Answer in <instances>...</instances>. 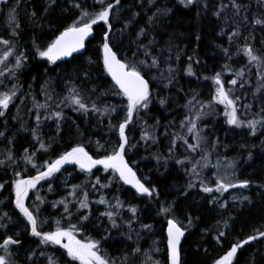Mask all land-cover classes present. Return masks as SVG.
Returning a JSON list of instances; mask_svg holds the SVG:
<instances>
[{
	"label": "trees",
	"instance_id": "1",
	"mask_svg": "<svg viewBox=\"0 0 264 264\" xmlns=\"http://www.w3.org/2000/svg\"><path fill=\"white\" fill-rule=\"evenodd\" d=\"M20 1L22 6L17 9L21 25L19 45L28 55V60L21 68L18 77L10 82V88L14 83H18L21 86L18 95L25 99L23 103L17 99L14 105L9 106L5 117H0V131L5 132V137H0V160L6 161V165H11L13 162L7 161V155L11 153L17 165L15 171L21 172L22 176L27 178L36 175V169L32 168L31 164H25L21 159L25 148L29 150V153L36 152L34 162L39 165L46 160H55L60 154L78 143H83L94 158H99L104 154V150H97L96 141L105 145L110 152L118 139L117 134L109 130L107 119H104L103 123H98L95 115L89 114L85 117L73 111L72 107L65 106V104H70V101H65L60 105L66 119L60 122L59 132H57L55 119H43L45 115L60 110L56 108V104L69 95V88L76 86L81 96L89 103L96 100L97 103L118 105L123 98L109 93L97 100L100 93L114 89V84L103 67V53L100 49L102 25L94 27L95 38L86 42L83 54L73 55L70 59L57 61V64L53 65L34 55L33 39L41 46L50 43L55 35L59 34L52 29L63 30L75 18V12L63 11V0H58V5L50 10L47 19H41L38 24H34L30 21L28 14L38 9L40 15L43 16L46 0ZM88 2L90 3L91 0ZM207 2L209 7L204 10L202 4L184 8L177 4L176 0H159L161 6L172 7L173 12L168 18L163 19V25L160 20H157L154 25L149 26L148 17L153 14L155 8L150 9L147 0H143V3L141 0H122V5L118 7L111 21L114 26L112 43L116 45L114 51L117 52L118 58L129 61L145 58L142 52L133 57V53L137 51V46L133 41L141 27L147 28L149 33L147 38H140L142 43L147 44L148 39L155 37L157 43L153 54H158L161 47L166 48L171 44L174 60L175 49L178 47L181 50L180 60L178 63H173V66L178 69L177 87L183 91L178 94L176 87L164 89L162 83L157 84L151 76H146V79L151 81L152 102L147 110H142L139 116H134L133 123L126 129V135L131 143L136 144V147L129 150L125 158L146 186L156 187L159 196L151 198L136 195L132 186L124 184L118 177L114 178L111 172L105 173L100 167H98L99 171L93 169L94 176L90 178L91 182L94 183L95 176H99L102 183H108V179H111L112 186L95 191L88 186L87 173L81 172L75 165H66L61 172L55 174L51 181H41L36 190L29 192L26 205L33 207L36 204L40 205L39 221L43 231L55 230L57 220L60 221L61 227H67L69 223L78 225L80 215L87 213L86 209L78 211L77 200L68 196L71 185L74 184L86 185L90 201H97L103 195L112 203H115L114 197H118L124 203L125 207L120 210V217L117 218V223L120 224L119 229L111 228L107 218L100 217V213L106 211V206L93 202L90 205L89 220L85 222L87 227L76 233L77 239L100 241L102 252L108 257L117 259V264H150L149 257L143 254V251L153 238H159L164 248L157 264H167L164 241L166 218L159 213L161 205L174 204L175 217L184 221L185 225L187 214H190L193 219V225L188 228L185 237L181 240V264H213V260L222 256L232 244L243 241L249 235H254L256 229L264 231V144H262L264 135L261 134L264 133V127L257 125L256 135L253 136L250 134V129L246 127L236 128L227 125L223 115V105H214V114L198 121L199 128L203 129V134L208 138L206 147L210 153L208 157L210 164L207 168L200 170L201 178L210 186H214L216 173L219 174L220 170H225L227 174L229 171L235 173L232 177L234 181H250L249 187L242 188V190L246 191L251 203H244L240 206L228 204L225 209L218 205L214 206L209 203V195L200 192L199 187L191 189L187 197L182 195L189 180L192 179L185 171V168H191V164L181 166L176 163V160H183L187 157L195 162L201 160L205 153L199 150L189 152L183 139H176V146L171 153L169 152L174 136L183 137L189 143H196L193 134L188 133L187 126L182 128L180 125L185 115L189 114L184 105L193 92L198 93V99L205 103L210 101L214 94L213 81L205 80L203 77H212L215 73L221 72L225 64L229 65L231 73L238 68L245 67L246 58L239 53L236 55L238 45L233 48L229 44L228 34L237 28H240V31L247 30L245 35H240L238 39L240 44H244L245 37L251 33L254 39H249L248 42L258 50V54L264 55V46L260 45V42L264 41V26L252 24L253 17H260L258 14H262V11L256 7L257 0H242L243 3L249 5L246 13L242 10L239 16L234 17V12L229 7L220 18L213 15V12L216 11L221 0H207ZM223 2L228 3V0H223ZM135 12H139L140 15L133 17L132 14ZM245 14L248 17V24L241 21V17ZM129 20L132 21L131 24L121 32L120 30ZM197 36L200 37L199 40L196 39ZM223 48L229 49L230 59L225 56ZM164 55L166 56L167 53ZM188 56H194L200 61L199 65H194L197 76H187L182 71L186 67ZM253 63L245 70V79L248 81L245 88L241 89L239 84L234 88V95L241 97L237 104L238 117L244 121L260 120L264 116V113H261V107L264 106V99H262L264 89L260 92L256 91L261 82L256 75L257 65ZM164 67L165 65L161 63V69ZM260 71L264 72V69ZM231 73L224 69L222 78L225 81L233 78ZM30 75L35 79L31 80ZM152 75L158 76V70L152 69ZM45 81H48V84H45ZM232 87L226 84V88ZM42 88L47 89L52 96L51 100H47L50 107L47 110L44 109L45 114L43 109L34 107V99L36 103H46ZM161 97L168 98V102L163 106L159 103ZM123 102L126 103V101ZM244 104H250L251 107L245 109L242 107ZM196 111V108L192 109L193 118ZM37 112L41 114L38 134L43 141L51 145L44 154L36 151L39 144L32 136V129L36 128L35 114ZM123 116V111H120L113 117L112 123L118 124ZM157 121L159 124L156 123ZM142 130H147L155 136L156 142L141 140ZM217 138H219L220 145L212 149L211 144ZM241 145L247 147L242 148ZM249 153H251V159H249ZM230 162L235 165L232 169L227 167ZM14 178L13 167L0 165V183L5 184V190L0 191V202H2L0 203V214L7 212L12 218V223L7 229H0V241L5 234H8L22 242V246H12L16 253L12 257L15 264H31L26 259V255L33 249L37 252L35 257L37 264H46L45 257L39 256L41 249H44L47 255L55 254L59 258L58 264H77L63 254L64 251L60 248L53 245L37 247L36 237L30 235L29 238L25 230L27 221L15 208L12 202L14 199L12 190L8 187ZM49 183H51L52 191H49ZM37 195L43 198V203L36 200ZM66 196L70 201L68 207L72 213L71 217L64 212L63 205L52 207L53 202L60 201ZM219 198L221 199L222 196ZM129 206L137 208L135 217L128 211ZM129 219L132 220L131 229L126 223ZM224 220L229 221L230 227L223 229L226 235L222 238V243H217L214 239L216 232L208 230L213 229L217 221H221L222 227ZM144 225L151 227L145 228ZM105 229L109 231L106 232ZM16 233H19L18 237L15 236ZM106 235L108 238L102 239ZM136 248L140 249L138 253H134ZM233 264H264V237L250 241L249 244L238 249Z\"/></svg>",
	"mask_w": 264,
	"mask_h": 264
},
{
	"label": "snow or ice",
	"instance_id": "2",
	"mask_svg": "<svg viewBox=\"0 0 264 264\" xmlns=\"http://www.w3.org/2000/svg\"><path fill=\"white\" fill-rule=\"evenodd\" d=\"M143 3V0H141ZM64 9L63 11L73 13L75 12V18L72 22L68 24L63 30L59 28H53L54 32H58L55 38L51 40L50 43L46 45H39L36 40L33 39V47L35 49L34 55L38 56L42 60H46L48 63L56 65L57 61L64 60L65 58L73 57L74 53H79L82 49L86 48V41L89 38L94 37V27L97 25L103 26V32L101 37L100 49L103 53V67L108 76L111 77L112 82H114V89H109L108 92H102L97 97V100L102 96H107L109 93L115 96L122 97V102L118 105L107 104V103H97L96 100L86 102L84 97L81 96L76 86L68 89L69 95L65 96L63 100L56 104V108L60 109L51 112L49 115L43 117L44 120L55 119L57 122V132L60 131V122L66 119V116L61 109V103L65 101H70V104H65V106L72 107V110L87 117L89 114L97 116V122L103 123L104 119L108 121V128L114 131L118 139L115 145L111 148L109 152L105 145L100 144L96 141L97 150H104V154L99 158H94L92 154L86 150L83 143H78L71 147L70 150L60 154L55 160H46L42 164L35 163L36 152L29 153L27 148L24 149V156L21 157L25 164H31L32 168L36 169V175L29 176L27 178L22 176V173L15 171L16 162L14 156L9 153L7 155V161H12L11 165H6V161L0 160V165L11 166L14 170V179L8 187L11 188L13 194V203L16 209H18L19 214L27 221L25 225V230L32 237L38 239L37 247L40 245H53L59 246L60 249L64 250L63 254H66L71 261H78L79 264H117V259L108 257L104 254L100 248V241L88 239L87 241L77 239L76 233L83 228H86V221L89 220L91 213V203H97L106 206V211L100 213V217H106L110 223L111 228L119 229L120 224L117 223V218L120 217V210H122L125 205L118 198L114 197L115 203L107 200L103 195L97 201H90L89 194L86 190V185H71V191L68 196H71L77 200L78 211L88 210L87 213H82L80 215L79 224L69 223L67 227H61L60 221L57 220V227L54 231H43L41 229V224L39 221V211L40 205L36 204L34 207L26 205V201L29 198V192L37 189V185L41 181H51L56 173L61 172V169L65 165L72 164L77 165L81 172L88 174V186L93 190L99 191L100 189L110 188L112 186V180L108 179V183H102L101 177L95 176V182H91V177L94 176L93 169L100 168L103 169L105 173L111 172L113 177H118L119 180L123 181L124 184L131 185L135 189V194L140 196H147L151 198H157L159 192L154 186H146L140 178L137 177L136 172L130 166L128 160H126L127 152L136 147V144L131 143L128 135H126V129L130 124L133 123L134 116H139L142 110H147L150 103L152 102V90L151 81L146 79V76H151L152 80L157 81V84L163 85L164 89L176 87L177 93L179 94L183 89L177 87V75L178 69L173 66V63H178L180 60L181 50L177 47L175 49V57L173 60V46L169 44L166 48L161 47L158 54L154 53V46L156 45L155 37L148 39V43L144 44L141 42L140 38H147L149 33L148 29L141 27L136 34V39L133 43L137 46V51L133 53L135 57L138 53L142 52L145 57L140 60L129 61L127 59L118 58L117 52L114 51L116 47L112 43V35L114 31V26L112 24V18L116 13L118 7L122 5V0H63ZM176 3L183 6L184 8H189L194 5H203L204 10H207L209 5L207 0H176ZM8 0H0V5H7ZM149 8H155V11L151 16L148 17V24L152 26L157 20H160L161 25H163V19L168 18L172 12V7L168 5L161 6L159 0H147ZM257 4H264V0H257ZM58 5V0H46L43 8V16L40 15L39 10H34L28 14L30 21L34 24H38L41 19H47L50 10L54 6ZM20 7V0H16L14 6L9 8V38H4L0 36V45H3V51L0 52V65L7 66V63L14 60L12 68H7V72L12 79H16V71L23 67V65L28 60V55L25 51H19V39L21 25L18 20L17 9ZM231 7L234 12V17L239 16L243 10L247 12L249 5L242 2V0H228V3H224L223 0L219 3L216 11L213 12L217 18L221 17V14ZM199 14V13H198ZM133 17L140 15L139 12L132 14ZM241 21L244 24H248V17L245 14L241 17ZM131 20L124 24V28L120 31L123 32L131 24ZM252 24L264 26V18L253 17ZM51 27V24H50ZM223 35V31L221 32ZM241 32L239 28L231 31L228 34V42L231 45L234 41L239 38ZM197 40L200 39L199 36L196 37ZM249 39H254L251 33L248 37H245V43L242 47L238 48V52H243L244 56L247 57L248 63L245 67L236 70L231 73L229 65L225 64L221 72L215 73L212 77L204 76L203 79H211L215 85L214 94L212 98L207 103L200 101L198 99L199 94L193 92L190 99L186 100L184 107L188 109V115H185L184 120L181 121V127L187 126V131L193 134V139L196 143H189L187 139L179 136H174L173 144L169 148V152L176 146V139H183L184 144L187 146L189 152L202 151L205 154L201 157V160L193 162L187 157L183 160H176V163L185 166L186 164H191V168H185V171L189 174L192 179L189 180L186 185L185 190L182 195L187 197L191 189L199 187V191L208 194L210 199L209 203L212 205H218L220 208L225 209L228 207V202L221 200L219 197L213 195L214 193H219L220 196L224 192H227L230 188H248L250 181H234L235 173L225 175H218L214 181V186H210L201 178V169L207 168L210 164L209 155L206 145L208 144V138L203 134V129L199 128L198 121H201L203 117L212 115L215 112L214 105H223L225 116V122L229 126H234L236 128H248L250 129V134L255 136L257 132V125L264 127V116L260 120H248L244 121L238 117L237 104L241 100L240 96L234 95V88L239 84L241 89L245 88L248 81L245 79L246 69L248 65L253 62L257 65L256 75L260 79V85L257 87L256 91L260 92L264 89V72L260 69H264V55L258 54V50L254 49L253 45L249 43ZM223 52L226 57L231 58L228 48H223ZM164 53H167L165 56ZM161 63L165 65L161 69ZM200 61L195 59L194 56H188L186 61V67L182 70L187 76H197L194 70V65H199ZM152 69H156L159 75H152ZM228 70L233 78L225 81L223 77V70ZM5 71L0 70V77L5 76ZM85 76L87 74L85 73ZM199 78V77H197ZM35 79V77H33ZM48 84V81L44 82ZM226 84L232 85V88H226ZM0 85L7 88L4 80H0ZM21 86L18 83H14L11 88L6 91H0V117H5L6 112L9 111V106L14 105L17 99L21 103L24 102L25 97L18 95ZM46 96V103L39 104L35 102L34 107L36 109L47 110L50 105L47 100H51L52 96L48 93L47 89L42 88ZM95 91V89H92ZM264 99V95H262ZM123 101H126L124 103ZM168 102V98L161 97L159 103L161 106ZM243 108L249 109L250 104L242 105ZM196 108L197 111L192 116V109ZM206 109V110H205ZM31 111V109H29ZM120 111H123L124 116L121 122L118 124H113L112 119L114 116L118 115ZM261 113H264V106L261 107ZM260 115V113H257ZM36 128L32 129V136L39 144V148L36 151L47 152L51 147L50 144L42 140L41 136L38 134V128L41 123V114L37 112L35 114ZM159 124V121L156 122ZM7 124L5 122V128ZM155 127V126H153ZM206 127V125H205ZM264 135V133H261ZM83 135V133H80ZM0 137H5V132L0 131ZM141 140H151L153 143L156 142V137L151 135L147 130H142ZM11 143V141H9ZM91 143V141H89ZM264 144V142H262ZM220 145L219 138L216 139L214 143L211 144V148L215 149ZM242 148L247 147L246 145H241ZM159 159V157H157ZM249 159H251V153H249ZM203 161V162H201ZM100 166V168H98ZM228 168L232 169L235 167L234 163H229ZM147 180V178H145ZM5 190V184L0 183V191ZM49 191H52L51 183H49ZM36 200L43 203V198L39 195L36 196ZM236 197H233V201ZM245 202L251 203L250 197L243 196L240 199V204L243 205ZM2 203V202H0ZM70 201L68 197H64L60 201L53 202L52 207H57L58 205L64 206V212L68 214L69 217L72 216L68 204ZM128 211L132 213L135 217L137 214V208L129 206ZM159 213L163 214L166 218V231H167V252L169 264H181L180 253H181V240L185 237V233L193 225V219L190 214L186 215L187 224L184 221L177 219L174 215V204H169L167 206L161 205ZM99 219V218H98ZM199 219V218H197ZM12 223V218L7 212L0 214V229H7L9 224ZM129 229L132 226V220L129 219L127 222ZM145 228H150V225H144ZM230 227L229 221L224 220L217 221V225L213 229L216 235L214 239L217 243H222V238L225 237L226 233L223 229H228ZM106 232L109 229H105ZM15 236H19L16 233ZM264 237V231L259 229L255 230L254 235H249L243 241H238L231 245V247L224 252V254L217 259L213 260V264H233L234 258L236 257L238 249H241L244 245L249 244L250 241H254ZM108 236L102 237V239H107ZM129 239L131 237L129 236ZM19 245L22 246V242L18 238H14L13 235H4L2 241H0V264H15L13 257L12 246ZM139 248L134 249V253H138ZM205 251H207L205 249ZM62 254V255H63ZM37 256L36 250H30L26 259L31 262V264H37L35 257ZM39 256L45 257L46 264H58V257L53 255H47L44 249H41ZM127 260V257H125Z\"/></svg>",
	"mask_w": 264,
	"mask_h": 264
},
{
	"label": "rangeland",
	"instance_id": "3",
	"mask_svg": "<svg viewBox=\"0 0 264 264\" xmlns=\"http://www.w3.org/2000/svg\"><path fill=\"white\" fill-rule=\"evenodd\" d=\"M15 3H16V0H8L7 5H0V36H3L4 38H9V15H8V13H9V8L14 6ZM21 4L22 3L20 1V6H22ZM256 7H258L260 9L259 11H262V14H258V15H260L261 18H264V5L256 4ZM239 30H240V28H239ZM240 32L242 35H245V33H247V30L240 31ZM239 38H237L234 41V43H232L231 45L233 46V48H235V46L238 45V47L236 48V55L239 53L241 56L246 58V61H245L246 63L244 62V64L246 65L248 63L247 57L244 56L243 52H238V50H237L238 48H240L244 45L243 43L240 44V42L238 41ZM260 45L264 46V41H261ZM21 48H19L18 50L24 51ZM2 51H3V45H0V52H2ZM36 57H38V56H36ZM13 63H14V60L10 59V62L7 63V66L0 65V70H4L6 73L4 77H0V80H4L5 84L7 85V88H5L3 85H0V91H6L7 89H9L10 84H11L10 82H13L15 80V79L10 78V76L7 72V68H12ZM253 64L254 63H252L251 65H248V68H250ZM21 68L18 70H15L16 71V77H18V75L20 74ZM30 79L31 80L33 79L32 75H30ZM43 113L45 114L44 109H43ZM44 153L45 152L41 151V154H44ZM229 173H230V171H229ZM217 174L218 173H216V175ZM225 174H227V171L225 172V170H220L218 175H225ZM216 178H215V180H216ZM213 195H215L217 197L220 196L219 193H214ZM243 196H248V194L246 193V191H243L242 188H230L227 192L223 193L221 200L227 201L228 204H230L231 206H240L241 205L240 199ZM233 197H236L235 201H233ZM245 203H248V202H245ZM84 241H87V240H84ZM163 249L164 248H163V245H162L160 239L159 238H153L149 241L147 248L145 249V251H143V254H146V256L149 257L150 264H157L158 258L162 254ZM75 262H77V264H79L78 261H75Z\"/></svg>",
	"mask_w": 264,
	"mask_h": 264
},
{
	"label": "water",
	"instance_id": "4",
	"mask_svg": "<svg viewBox=\"0 0 264 264\" xmlns=\"http://www.w3.org/2000/svg\"><path fill=\"white\" fill-rule=\"evenodd\" d=\"M92 37H90L89 38V40L91 39ZM87 42V41H86ZM84 50L85 49H82L79 53H74L73 55H79V54H83L84 53ZM71 57H69V58H65L64 60H68V59H70ZM110 77V76H109ZM110 79H111V77H110ZM112 81V80H111ZM113 84H114V82H113ZM77 166V165H76ZM98 167H100V166H98ZM166 228H167V225L165 224V227H164V237H165V247H166V261H167V264H169V260H168V252H167V231H166Z\"/></svg>",
	"mask_w": 264,
	"mask_h": 264
},
{
	"label": "flooded vegetation",
	"instance_id": "5",
	"mask_svg": "<svg viewBox=\"0 0 264 264\" xmlns=\"http://www.w3.org/2000/svg\"><path fill=\"white\" fill-rule=\"evenodd\" d=\"M8 235V234H7ZM31 236L29 235V238H30ZM36 240V242L38 243V239L36 238L35 239ZM43 246V245H42ZM56 247H58L59 248V246H56ZM63 250V249H62ZM64 251V250H63ZM15 253V251H13V254ZM0 254H2V253H0ZM16 254V253H15Z\"/></svg>",
	"mask_w": 264,
	"mask_h": 264
}]
</instances>
